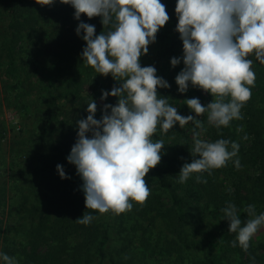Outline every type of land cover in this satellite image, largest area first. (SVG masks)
Masks as SVG:
<instances>
[{"label": "trees", "instance_id": "1", "mask_svg": "<svg viewBox=\"0 0 264 264\" xmlns=\"http://www.w3.org/2000/svg\"><path fill=\"white\" fill-rule=\"evenodd\" d=\"M161 2L170 20L141 57V65L154 66L169 83L158 93L168 97L179 114L195 116L184 100L198 98L207 105L213 97L191 85L179 93L175 77L183 61L174 68L170 63L183 55L175 31L176 0ZM74 12L59 0L51 6L36 0H0V93L19 116V126L8 141L0 103V240L5 242H0V253L15 254L7 245L10 233L2 228L7 207L15 203L32 210L23 223L27 230L20 241L22 251L15 254L18 264H88L95 259L93 264H134L143 257L158 264L169 259L176 264H253L254 257V264H264V233L252 238L248 252L238 244L232 247L236 234L228 231L229 222L221 212L229 202L240 210L242 220L248 219L243 212L247 205H255L257 214L264 212V64L249 57L256 80L251 99L241 110L243 119L217 129L207 123V113L198 117L206 129L201 139L239 144L241 169L229 161L211 175L203 173L207 183H197L198 174L178 183L181 167L193 159L194 125L181 128L177 123L166 134L158 127L152 139L163 140L165 147L160 164L145 177L151 190L145 204L133 202L131 211L119 215L100 214L86 209L83 182L67 156L77 139L76 121L88 115L87 104L96 102L94 118L100 119L103 105L117 102L112 96L101 100L102 91L110 92L118 82L82 61L86 42L75 30L82 21L94 25L98 35L103 31L101 18L82 14L78 21ZM58 164L69 178L60 177ZM85 211L96 217L89 225L76 222ZM112 234L125 242L116 256L108 251Z\"/></svg>", "mask_w": 264, "mask_h": 264}, {"label": "clouds", "instance_id": "2", "mask_svg": "<svg viewBox=\"0 0 264 264\" xmlns=\"http://www.w3.org/2000/svg\"><path fill=\"white\" fill-rule=\"evenodd\" d=\"M55 2L36 0L41 6ZM59 2L74 8L78 21L82 14L89 19L101 18L103 31L98 35L94 25L82 21L75 30L78 36L83 33L81 38L86 42L82 61L97 74L110 75L118 82L110 92L102 91L101 100L112 96L117 102L104 104L100 119L94 118L96 102L87 104L88 115L76 121L77 139L67 156L83 182L86 209L119 215L131 211L133 202L145 204L151 192L145 177L160 164L165 147L163 140L152 139L158 127L166 134L177 123L181 128L190 122L194 125L193 159L181 167L178 183H185L193 174H198L197 183H207L202 174L211 175L229 161L237 170L242 168L239 144L201 139L206 129L198 117L207 113V123L217 129L243 119L241 110L251 99L256 80L249 57L264 64V0H176L175 31L182 41L183 55L173 57L170 63L174 68L183 61L184 67L175 77L178 91L186 93L191 85L213 97L207 105L198 98L184 100L195 116L179 114L169 98L158 93L160 88H169V83L157 75L154 66L141 65V57L170 20L161 0ZM243 139L249 137L244 135ZM57 171L62 179L69 178L62 165H57ZM239 211L231 202L221 209L229 222L228 231L236 234L231 246L238 244L248 252L250 241L264 227V212L257 214L255 205H247L243 212L248 219L242 220ZM95 218L85 211L76 222L89 225ZM251 259L254 264L255 258ZM0 260L18 264L5 253H0Z\"/></svg>", "mask_w": 264, "mask_h": 264}, {"label": "rangeland", "instance_id": "3", "mask_svg": "<svg viewBox=\"0 0 264 264\" xmlns=\"http://www.w3.org/2000/svg\"><path fill=\"white\" fill-rule=\"evenodd\" d=\"M0 90L3 91V87L0 88ZM3 95L4 93L1 92L0 93V103L3 109L4 119L6 121V140L9 141L14 133V129L19 126V123H18L19 116L15 112L13 107H9L7 105L6 100H4L3 98L4 97ZM29 119H32V118H29ZM8 194L11 195V190L9 191ZM15 205L17 204L13 203L7 207V211L3 219L2 228L8 231V233H10V238L7 241L8 242L7 245L11 247L13 253L19 255L22 251V246H23V244H21L20 241L24 239V235H26L25 231L27 230V226L23 225V223L26 224V222L29 221L32 210H29V208L28 209L26 208L28 210L26 211L24 207L22 206L16 207ZM27 206L30 207V204H27ZM19 215H25L26 217H23L19 220L20 218ZM263 233H264L263 229H260L258 233L256 234V236L262 235ZM113 237H114V240L110 242L108 245V251L111 253V255L116 256L117 255L116 252L118 251L119 248L123 247L125 242H123L120 235L114 234ZM0 242L2 245L5 243L2 240H0ZM58 245H59V242H56V246ZM15 254H13L12 257H16V260H17L18 255L15 256ZM95 262H96V259L95 261H92L88 264H93ZM134 264H158V263L153 259H149V262H146V257H143L141 259L137 258ZM163 264H176V263L173 259H169V260H165Z\"/></svg>", "mask_w": 264, "mask_h": 264}]
</instances>
